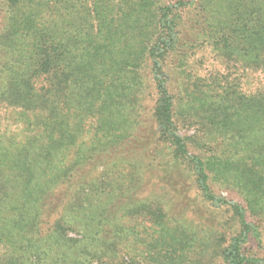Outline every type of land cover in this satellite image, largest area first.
Returning a JSON list of instances; mask_svg holds the SVG:
<instances>
[{"label":"trees","instance_id":"16d2710c","mask_svg":"<svg viewBox=\"0 0 264 264\" xmlns=\"http://www.w3.org/2000/svg\"><path fill=\"white\" fill-rule=\"evenodd\" d=\"M94 262L264 264V0H0V264Z\"/></svg>","mask_w":264,"mask_h":264},{"label":"rangeland","instance_id":"374dc122","mask_svg":"<svg viewBox=\"0 0 264 264\" xmlns=\"http://www.w3.org/2000/svg\"><path fill=\"white\" fill-rule=\"evenodd\" d=\"M206 50L204 51V54H206ZM208 55V54H207ZM219 67V62L216 61L215 59L213 60L212 58L208 59L207 60V63L205 65L206 68H209V67ZM187 132V130H181V133L183 132ZM192 130H188V132H191ZM156 183H159V186L158 187H155L154 185H150L151 183H149V187H153L154 189H157L159 190V187L161 188L162 186H168L164 180H162L161 178H158V180L155 181ZM190 199V198H189ZM175 200L177 201L178 199L175 198ZM195 200L191 202V206H190V210H189V216H192L193 218H196V214H197V204H195ZM72 236H75V234H71ZM93 264H96V262H94Z\"/></svg>","mask_w":264,"mask_h":264}]
</instances>
